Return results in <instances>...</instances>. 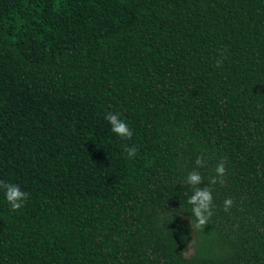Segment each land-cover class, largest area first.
Segmentation results:
<instances>
[{"label": "trees", "instance_id": "trees-1", "mask_svg": "<svg viewBox=\"0 0 264 264\" xmlns=\"http://www.w3.org/2000/svg\"><path fill=\"white\" fill-rule=\"evenodd\" d=\"M0 181V264H264V0H0Z\"/></svg>", "mask_w": 264, "mask_h": 264}, {"label": "clouds", "instance_id": "clouds-1", "mask_svg": "<svg viewBox=\"0 0 264 264\" xmlns=\"http://www.w3.org/2000/svg\"><path fill=\"white\" fill-rule=\"evenodd\" d=\"M223 55V53H221ZM223 63L222 60L216 61V66L219 67ZM105 119L111 126V131L121 138L131 139L132 130L129 128L128 124L120 118L119 113L108 112ZM124 151L131 158L135 156L138 152L135 146L129 147L124 146ZM195 164L198 167H204L203 157H197ZM215 176L209 178V183L215 185L216 183L224 184L226 176V167L223 161L219 162L215 167ZM187 184L191 185L194 189L193 194L189 197L188 203L192 205V213L196 218V227H203L208 224L210 217L212 216L213 196L212 190L209 187L200 188L198 185L202 183V176L198 170H193L188 173L186 177ZM0 187L5 189V197L7 202L11 205L13 211H18L24 206L29 194L22 191L17 185L6 184L0 181ZM224 210L228 211L232 205L233 201L231 198L224 200Z\"/></svg>", "mask_w": 264, "mask_h": 264}]
</instances>
